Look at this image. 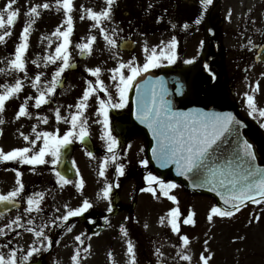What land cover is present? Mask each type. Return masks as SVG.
Instances as JSON below:
<instances>
[{"label": "snow or ice", "instance_id": "1", "mask_svg": "<svg viewBox=\"0 0 264 264\" xmlns=\"http://www.w3.org/2000/svg\"><path fill=\"white\" fill-rule=\"evenodd\" d=\"M15 2L16 0H7L4 9L0 10V42L6 43V38L12 34L9 30L10 26L14 25L20 14L19 8H13ZM113 3L114 0H106L107 6L102 11L86 10L90 18L95 22L93 27L100 26L102 19H111ZM202 3L207 7L213 3V0H202ZM52 7L53 5L48 0H44L43 3L32 5L28 9L27 19L22 28L19 43L15 46L11 59L7 61V67L0 68V73L19 72L24 74V76L23 79L17 78L12 83H4L0 86V113L5 110L6 103L18 97L25 87L24 80L28 79L26 53L29 49L30 33L33 30L36 19L41 16V10ZM73 9V0H55V10L57 12L64 11L65 20L62 25L56 27L52 34L60 42L55 47L54 54L50 53L46 56L45 64L50 63L57 65V67L50 80L42 81L43 72L36 74L31 79V87L35 88L39 94L34 97L26 96L24 98L16 113L17 119L32 116V112L29 111L30 100L35 101L36 108L47 104L51 99V95L56 92L57 86L61 83L62 74L70 68V36L74 31ZM83 18L82 16L81 19ZM197 23H199V20H197ZM64 24H66V27L61 30ZM184 27L187 28L188 25L185 24ZM100 31L103 32V39L107 42V45L114 48L117 45L115 32L110 33L102 26ZM96 40L97 36L91 35L87 38V42L80 43L78 47L81 53L88 52L91 54ZM249 43L251 44L252 41H249ZM177 44V39L173 37L170 41L162 42L161 46L149 48L145 45L143 51L146 58L142 64L138 63L135 57H132L126 62H119L117 67L111 69V79L116 82L114 87L118 94V100L113 103L111 94L106 99H99L98 113L103 119L98 122L103 125L101 138L105 140L108 152L101 163L99 175L101 177L106 176L107 165L110 161H116L118 155L119 140L113 135L109 109L125 108L129 103L130 93L135 87L136 118L147 125L155 138V144L151 149L153 157L162 167L174 164L176 171L180 175L199 178L200 182L193 183V188L211 186L213 192L219 193L225 206L213 205L207 216L208 221L211 222L216 216L222 218L232 217L245 206L246 202L256 205L264 203V168L257 166L255 163L256 153L249 140L243 139L241 143L238 139L237 150L233 152L232 157L223 163L215 162L218 158L214 155L219 148L218 142L220 144L225 143L229 135H235L239 138L240 129L237 126L242 125L243 121L239 120L232 112L205 111L201 108H190L187 111L175 110L172 102L167 99L168 89L165 87L162 77L156 79L148 77L147 79L138 80V77H142V74L148 73L150 69L157 68L164 61L168 64L175 63L178 55ZM187 62L191 63L192 61L189 60ZM33 63H37V61H33ZM101 71V67L87 68V72L97 77L95 84L107 91L103 80L99 79ZM259 90L260 84L257 82L251 92L244 93V103L249 110V115H258L264 118V107L258 105L256 98V93ZM95 92H97V89L94 87V82L89 79L87 88L74 105L75 111L71 112L70 116H62L59 107L55 109L56 119H63L71 125L63 134H60L58 129L56 131H41L37 133L36 127L32 128V132L36 133L34 138L21 132L20 135L23 136V139L29 142L28 146L15 147L9 151H5L0 147V161H17L18 163L33 166L47 163L52 165L59 164L62 149H66L74 140L84 141L89 136L88 121L84 113L88 108L90 96ZM69 107L73 106L70 105ZM42 119L47 123V117ZM3 122V120H0V124ZM38 142H42L39 147H37ZM87 155L93 157L94 153L87 151ZM49 156L51 159H46ZM140 163L147 166L149 160L142 159ZM53 171L59 178L61 185L72 183L60 171H56L55 168H53ZM116 171L119 175H124L125 165L119 163ZM16 176V186L6 194L0 193V205H3L0 217L9 212L10 205L13 207L18 206L17 198H20L25 190V185L20 179L22 173L17 171ZM146 180L149 185L145 189L146 191L153 195H156L157 191H159L164 197L176 202L177 206L172 207L167 215L170 218L172 231L180 234L181 225L179 221L182 213L178 206L179 201L175 195H169L170 190L175 189L178 185L173 181L165 182L160 176L154 175L152 172H148ZM154 184H158V188L154 187ZM84 185L85 180L81 177L76 186L83 190ZM113 187L112 183H108L98 195L110 198ZM44 198V192H35L29 195L26 200L27 207L24 209V213L29 216L27 221L21 223L23 216L17 215L11 223L5 224L3 228H0V235H7L5 229L11 230L14 225L27 227L28 232L34 233L41 243L47 241L50 247L52 244L51 238L45 235V229L49 225L34 226L35 220L31 217L33 212L39 213L43 211L41 205ZM64 207L66 208V213L52 219V225H55L57 221L67 222L72 217L84 214L93 207V204L88 198H84L82 204L75 208L68 205ZM57 211L59 210L57 209ZM108 211L111 212L112 208L110 207ZM195 216V211H191L183 219V224L194 225L196 223ZM255 219L258 221L260 216H255ZM105 220H107V217H105ZM164 222L165 218L161 217L160 223L163 224ZM68 231L71 232L72 228L69 227ZM121 231L127 238L128 230L123 225L121 226ZM84 235V233L76 235L75 241L79 242L80 245H84ZM181 239L186 248L190 244V237L187 234H183ZM90 248L91 245L88 244L84 251L87 252ZM38 251L40 249L34 244L26 255H23L20 264H23V261H29ZM181 251L184 252V249ZM127 253L131 258L130 264H136L134 244L130 239L127 240ZM109 255L111 256L112 253H109ZM191 258L188 254L183 255V260L185 261H189ZM71 259L74 264H81L80 247L75 249ZM201 260L203 264H209L210 257L204 256L202 253ZM0 264H18L17 249L12 248L7 255L0 251Z\"/></svg>", "mask_w": 264, "mask_h": 264}, {"label": "rangeland", "instance_id": "2", "mask_svg": "<svg viewBox=\"0 0 264 264\" xmlns=\"http://www.w3.org/2000/svg\"><path fill=\"white\" fill-rule=\"evenodd\" d=\"M44 0H16L13 8H19L20 14L14 26H10L11 35L6 38L5 42H0V68L7 67V61L11 59L14 53L15 46L19 43V37L27 19V12L30 6L41 4ZM50 3L51 0H48ZM7 0H0V10L4 9ZM219 16L224 19L223 27L221 28V42L223 47L225 70L229 73L231 80V89L234 97L240 102L244 109L245 115L253 118L258 123L257 137L261 138L260 143L264 144V118L258 115H249V110L244 103V93L251 92L256 83L259 82L260 90L256 93L258 105L264 107V67L253 65L248 67V48L258 40L259 34L264 29V0H226L221 6ZM55 7L48 9V16L55 17ZM45 16V10H41V16L36 19L33 25V30L30 33L32 39L39 40V37L44 33L40 30V22ZM58 22H52V26L48 27L46 33L54 32ZM206 23L203 24V39L196 38L191 42L186 51L191 61L199 62L202 51L209 46V41L206 36ZM61 30H64L62 27ZM85 34L92 33L88 27L81 29ZM30 38V37H29ZM249 41H252L250 44ZM27 60V77L24 80V89L20 95L11 99L6 103L5 110L0 113V120L4 122L0 124L3 129V135L0 138V147L5 151H9L15 147L28 146L29 142L23 139L20 135L23 132L32 138L36 133L32 132V128L36 127L37 133L41 131H56L57 122L54 119V106L47 107L46 110L39 111L35 106H29V111L32 112L33 122L29 124L28 117L16 118V113L28 92L32 89L30 86L32 75L30 73V65ZM183 59L178 60L182 62ZM246 60V61H245ZM178 63V62H177ZM254 64V62H253ZM57 65H52V70L44 80H50ZM245 68L247 70H245ZM236 73V76L234 74ZM24 74L19 72L0 73V86L4 83H12L15 79H23ZM43 81V80H42ZM34 92L38 93L34 88ZM99 100L96 101L93 107H88L84 115L88 121L89 135L94 142L95 148L98 149L93 157H89L87 152L82 150V147H77L73 151L72 158L75 167L78 168L79 177L91 181L100 180L104 182L111 178L109 167L106 168V176L99 175V164L102 163L100 149L106 147V142L102 139L103 125L98 121H102V116L98 113ZM75 111V110H74ZM72 111V112H74ZM50 116L52 121L45 123L43 117ZM111 127L113 135L117 137L121 143V163L125 165V177L120 180L121 189L119 188L120 200L116 201L113 209L119 207V212L111 217L110 224L107 229L96 235H88L85 239V244L80 245L75 241V236L87 231V226L82 222L75 225L74 231L64 232L63 236L58 240L56 247L50 250L51 246L45 245V241L41 243L34 233L26 232L25 236L20 240L19 248L22 256L26 255L27 251L35 244L40 249L37 253L45 254L48 252L46 264H74L72 256L75 249H81V264H130V255L127 253V240L130 239L134 244L136 264H147L148 259H153V264L161 261L164 264H203L201 254L210 257L209 264H264V203L260 205H250L236 212L232 217L216 216L210 222L207 219L210 208L217 205L214 198L207 195L191 194L185 187L175 182L178 187L171 189L169 195H175L179 201L181 209V233L177 234L171 229L169 223L168 212L172 207L177 206L176 202L168 197L161 196L158 192L156 195L146 191L143 175L141 173L140 161L148 159L146 154V140L142 135L128 134L120 139L114 129V117L109 111ZM59 130V129H58ZM64 131H59L63 134ZM116 133V134H115ZM143 138H142V137ZM78 143L79 140H74ZM42 142L37 143V147L41 146ZM262 144V146H263ZM120 146V145H119ZM46 159L50 160L51 157ZM15 164H19L15 161ZM117 163V162H116ZM119 164V163H117ZM78 165V167H77ZM148 166L143 165L147 174L154 172ZM54 165L47 163L43 165H27L17 166L16 170H0V193L6 194L16 186V172L22 173L20 179L25 185L26 200L29 195L35 192H42L44 185L48 184L49 180H55ZM34 169V170H33ZM98 170V171H97ZM80 172V173H79ZM92 173V174H89ZM81 174V175H80ZM146 174V177H147ZM155 175V174H154ZM1 176H4V182H1ZM80 177V178H81ZM169 178H164L165 182ZM125 181V182H124ZM54 182V181H52ZM124 182V183H123ZM87 183V181L85 182ZM109 183V182H108ZM75 185V184H71ZM56 197L52 203V209L48 207L47 198L43 201L41 208L42 212H33L31 217L35 220L34 226L41 224L51 225L52 219L55 218L57 209ZM97 198L102 207L110 208L112 202L107 198H103L97 193L92 194L90 200L94 201ZM65 204H70L71 198H66ZM79 201H81L79 199ZM97 201V200H96ZM21 210L13 212L3 217H0V228L5 224L11 223L17 215L23 216L21 223H25L29 218L24 213L27 207L26 201ZM68 203V204H67ZM111 205V206H110ZM69 206V205H68ZM78 204L72 205V208ZM59 209V208H58ZM191 211H195L196 223L194 225L183 224V219ZM259 215L257 221L255 216ZM164 217L165 222L160 223V218ZM251 221V223H249ZM128 230L127 238L121 231V226ZM147 225V227H145ZM25 227L13 226V229H5L9 235L15 231ZM50 235V229L47 231ZM54 234H51V241L54 240ZM187 234L190 237V244L185 248L181 236ZM0 235V251L6 255L10 252L8 249L12 243V237ZM207 241V243H205ZM90 244L91 248L87 252L84 249ZM184 249V252L181 250ZM35 253L31 258L35 257ZM109 253H112L110 256ZM188 254L192 258L189 261L183 260V255Z\"/></svg>", "mask_w": 264, "mask_h": 264}, {"label": "flooded vegetation", "instance_id": "3", "mask_svg": "<svg viewBox=\"0 0 264 264\" xmlns=\"http://www.w3.org/2000/svg\"><path fill=\"white\" fill-rule=\"evenodd\" d=\"M224 1L226 0H213L211 5L205 7L202 0H114L111 19H102L100 26L93 27L95 22L90 18L86 10L92 9L95 11H102L107 6L106 0H73L74 9L72 15L74 18V31L70 36L71 44L69 47L71 66L64 74H62L61 83L57 86L56 92L51 95L49 102L41 105L39 110L43 111L49 106H54L60 108L62 116H70V113L75 110L74 105L79 101V98L87 88V81L89 79L93 80L97 92L90 96L88 107H93L94 109L96 101L99 99H106L109 94L113 97L112 102H117L118 94L114 87L116 82L111 79V69L113 67H117L119 62H126L132 57H135L137 62L142 64L146 58L143 51L145 45L149 48L161 46L162 42L170 41L173 37L178 41L177 58L179 60L186 58V49L189 44L195 41L196 38L200 37L203 39V19H206V22L208 21L207 24H215L221 35L223 20L219 17L218 13H220ZM50 3L55 7V0H51ZM215 4L216 6L213 9ZM47 10L48 9L45 10V16L39 25L40 30L44 34L39 37V40H35V38L33 40L32 36H30L29 49L27 51L28 66L30 65L32 78H34L36 74L43 72V81L47 78V75L53 68V64H45V58L50 53L54 54L55 47L60 42L52 35V31H49V34L46 32L48 27L52 26V22H58L59 25H62V22L65 20L64 11H55V14H53L55 17H52L48 16ZM82 16L84 17L83 19H81ZM197 20H199V23H197ZM185 24L188 25L187 28L184 27ZM83 26L92 30V33L84 34L81 30ZM101 26L110 33L115 32L117 45L114 48L109 47L107 42L103 39V32L100 31ZM65 27L66 24L63 25V28ZM91 35L97 36V40L94 42L93 51L91 54L88 52L82 54L78 45L82 42H87V38ZM125 40L133 41L134 49L132 51L121 48V44ZM263 43L264 29L259 34L258 40L248 48V67L260 65L256 63L253 64V60L257 49ZM33 61H37V63H33ZM179 65L180 62L178 60L173 64H168L164 61L157 68L150 69L149 71L159 72L162 69H169L172 74H175L180 68L186 66L182 65L181 67ZM89 67H101L102 71L99 75V79L103 80L107 91L95 84L97 77L87 72V68ZM201 67L202 62H200L199 66L196 65L194 68ZM211 67L219 68L218 61L213 60ZM222 72L223 70H220L219 73L217 72V81L229 86L230 83L227 78L223 76ZM38 94L39 93L34 92V88L28 92V95L33 97ZM235 100L238 102L236 98ZM70 105L73 107L70 108ZM29 106H35V101L30 100ZM128 106L129 103L123 109H109L114 117L115 129L121 125L126 130L124 134L119 133L120 138H123L128 134H143V131L130 123V109ZM46 117L47 122L53 120L50 116ZM30 119H32V116ZM54 119L56 120L57 128L60 131L67 130L71 126L63 119L57 120L56 117H54ZM29 124L31 125V120H29ZM253 139L255 141L259 140V138L256 137V134L253 135ZM70 145L72 146V150L76 147V143L74 142ZM262 151H264V147H262ZM12 166L11 163L0 162V168L9 167L10 169H14ZM74 180H77V178ZM4 181H6L5 178H1V182ZM88 185H90L88 190H80L78 187H66L65 185H61L60 182L57 185L49 182L44 185L42 192L45 193V198L48 199L47 203L50 209H52L51 207L54 197L60 196V198L57 199V206L55 207V209L59 208V211L56 210L55 212V217H57L66 211L64 200L67 195L78 198L77 191H82L81 196L85 198L92 189H96V187L101 189L103 187V184L100 181L95 180H91ZM25 196L26 194H23L20 198H25ZM98 199L101 198H97V201L95 200L93 202L92 208L84 214L77 216L85 221L88 218L87 216H93L94 222H91V230L93 231L97 228L103 227L104 225H101V223L104 222L105 224V217H109L112 212L108 211L109 208L102 207ZM118 212L119 210L116 209L114 213L117 214ZM62 223L64 225V222ZM58 224L60 226L61 221H57L55 225ZM71 227H73V224H71ZM22 232L24 231H19L15 234L16 240H19ZM58 237L59 236L56 237V241L58 240ZM38 257L41 256L37 255L36 259ZM148 264H151V260H148Z\"/></svg>", "mask_w": 264, "mask_h": 264}, {"label": "water", "instance_id": "4", "mask_svg": "<svg viewBox=\"0 0 264 264\" xmlns=\"http://www.w3.org/2000/svg\"><path fill=\"white\" fill-rule=\"evenodd\" d=\"M208 33L210 39L214 42V48L208 51L204 55V65L207 66L209 60L216 55L217 48H218V33L214 27H208ZM264 49L261 50V54H263ZM259 60L264 61L263 56H259ZM148 77H152L153 79L162 77L165 82V87L168 89V96L172 102V106L175 110L180 111H187L190 108H201L205 111H218V112H232L237 116V118L243 121L242 125H238L240 129L239 138L235 135L227 136V140L225 143L219 144V148L217 149L216 153L214 154L216 157V163H223L229 158L232 157L234 151L237 150V143L238 139L242 143L243 139H248V133L255 131V124L243 117L239 108L232 102L229 98L227 92L223 88L222 85L216 84L211 85L210 82H206L205 73L202 70H193V69H183L180 71L175 77H172L168 71H163L159 74H152L147 73L141 79H147ZM140 80V79H139ZM131 103H132V111L130 114L131 122L134 125L139 126L143 129L147 135L149 140V159L154 166V168L159 171L163 176L165 175H172L176 180L182 182L188 189L196 193H202L213 196L218 204L221 207H224V202L221 199L218 192H213L211 186L208 187H196L193 188V183H199V178L197 177H189V176H182L176 171V167L174 164H169L167 167H162L153 157L152 155V146L155 144V138L152 135L151 130L147 127V125L141 123L136 118V99H135V87L131 92ZM120 131H124L122 128H119ZM250 142V141H249ZM251 143V142H250ZM86 146H88L92 150L91 143L84 142ZM215 147V146H214ZM254 148V147H253ZM256 153V160L255 163L257 166L264 168V162L259 158L257 152L254 148ZM68 150H65V158L62 161L60 171L64 175L69 178L74 176V170L69 165L68 160L66 159V154ZM249 202H246V204ZM9 208H13V206H9ZM0 211H3V205H0ZM40 264V263H35ZM162 264V263H158Z\"/></svg>", "mask_w": 264, "mask_h": 264}]
</instances>
